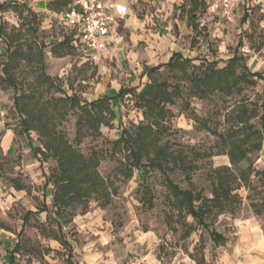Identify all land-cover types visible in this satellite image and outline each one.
<instances>
[{
	"label": "rangeland",
	"instance_id": "obj_1",
	"mask_svg": "<svg viewBox=\"0 0 264 264\" xmlns=\"http://www.w3.org/2000/svg\"><path fill=\"white\" fill-rule=\"evenodd\" d=\"M183 3L173 13L179 27L174 32L193 65L215 62L221 69L237 55L251 73L264 77V0H241L232 23L208 15L205 8L191 20L187 0ZM0 7V109L7 113L15 145L12 157L0 152V264H11L16 243L14 264H138L144 255L157 256L160 264H194L189 255H203L209 264H240L246 252L243 241L234 235L237 228L251 221L264 231V184L257 175L264 169L263 81L238 83L229 96L215 92L194 97L188 81L191 68L183 72L163 67L155 75L156 81L181 93L166 105L171 115L162 124L158 145L184 159L188 171L171 163L169 178L203 198H211L218 176L230 187L223 211L214 209L205 219L210 230L227 239L215 248L208 231L172 208L162 173L129 167L126 151L113 146L123 130L133 135L135 126L145 124L132 97L122 96L113 104L115 119L98 135L85 126L81 131L80 108L55 106L63 94L75 95L82 104L112 95L111 89L127 91L140 75H133L118 55L88 60L59 45L62 26L52 19L49 28L28 0H0ZM65 52L69 55L61 57ZM234 72L244 71L236 65ZM17 96L34 110L27 131L21 121L25 116L19 119L13 109ZM38 122L51 126L85 159L97 158L108 202L85 197L56 213L50 177L57 173V164L39 144L43 138L32 126ZM232 144L237 147L232 149ZM33 147H39L36 156ZM120 163L122 172L117 168ZM16 185L23 191H15ZM148 197L152 206L146 202ZM43 207L48 211L39 212Z\"/></svg>",
	"mask_w": 264,
	"mask_h": 264
},
{
	"label": "trees",
	"instance_id": "obj_2",
	"mask_svg": "<svg viewBox=\"0 0 264 264\" xmlns=\"http://www.w3.org/2000/svg\"><path fill=\"white\" fill-rule=\"evenodd\" d=\"M68 5L69 1L63 2L64 7L67 8ZM197 6V0H193V11L196 10ZM193 61L191 59H185L179 54H173L168 63L152 68H145L144 72L149 83L146 85L145 90L137 95L133 94L132 90L126 91L120 89L113 98L105 96L98 100L82 102L81 104L75 95L68 96L63 94V97L55 102V106L59 105L62 108L64 106L67 108H80L83 114V117L78 121L81 131L82 127L85 126L87 130L90 129L98 135L100 134L101 127H109L115 119L113 102L122 96L130 95L134 99V106L141 111L145 124L135 126L133 135L127 130H123L120 138L113 146L119 150L126 151L129 167L137 170L156 169L161 172L164 176L165 187L172 208L179 216L191 218L199 228L208 231L213 247L216 248L225 244L227 239L216 231L210 230L205 219L214 209H218L220 212L223 211L224 205L226 202H229L231 197L230 187L226 179L218 176L217 182L212 190L211 198H203L191 190L182 189L169 178L168 171L171 170L169 167L171 163L174 165L179 164L178 166L183 172L188 171L184 159L178 156L174 157L168 152L166 147L158 145L159 131H162L163 128L162 124L171 115L166 105H172L175 94L179 95L181 93L176 88L170 90V86L166 83L156 81L155 75L163 67L180 69L183 72L191 68L192 73L188 76V81L191 86L190 92L194 97H204L215 92L229 96L232 88L238 83L253 84L252 80L257 78L263 81L264 84V77L257 72L251 73L247 69L244 59L237 55L228 59L226 66L221 69L216 68L215 62L207 63L204 66L203 64L196 66L193 65ZM236 65H239L243 69V74L235 75L234 67ZM20 98V96H17L14 99L13 109L19 119L25 116L26 119H22L21 121L27 131L29 130L28 119L34 110L30 107L29 103L22 102ZM241 115L245 114L242 112ZM241 115H237V119L242 122ZM32 126L39 133L40 138H43L39 141V144L43 146L44 151L49 152L56 159L57 173L50 177L54 187L52 206L55 208L56 213H60L65 207L83 201L85 197L95 196L103 198L108 202V188L105 180L97 170L99 163L97 158L91 157L85 159L82 154L70 146L61 134L55 132L51 126L43 122H38L37 127L36 125L34 127V124ZM261 126V138L264 143V115L261 117ZM231 147L234 149L237 146L232 144ZM33 149L34 155L36 156L40 151L39 147H33ZM228 157L230 163L235 165L234 155L229 153ZM142 160H145V163H142ZM121 166L122 163L117 167L119 172H122L120 171ZM257 175L264 184V169L258 172ZM186 178L189 179L188 177ZM16 188L17 190H21L20 186H16ZM146 202L150 206L153 205L151 197H148ZM42 210L43 212H47L46 208ZM253 211L256 215H260L259 211L255 208H253ZM57 225L59 226L60 224L57 223ZM189 235L190 233H187L186 236L188 237ZM60 241L66 245L64 239H60ZM189 257L196 264H207L203 255L199 258L193 255H189Z\"/></svg>",
	"mask_w": 264,
	"mask_h": 264
},
{
	"label": "crops",
	"instance_id": "obj_3",
	"mask_svg": "<svg viewBox=\"0 0 264 264\" xmlns=\"http://www.w3.org/2000/svg\"><path fill=\"white\" fill-rule=\"evenodd\" d=\"M64 1H69L70 5L72 0H28L29 5H31L32 7V11L38 14V16L43 20V23L49 25V28L51 27L50 23L52 19H57L58 24L62 26V35L57 40L59 45L77 52L85 59H92L84 53L80 52L76 48V46L71 43L70 37L68 35V30L59 20L61 14L69 7V5L67 6V8L63 6ZM120 1L129 2L127 14L124 19L118 21L117 25L115 26L113 35L107 40L106 48L101 53H99L94 58V60L101 55L109 57L118 55L120 58L122 57L124 60H126L133 75H140V78H136V80L133 82V85L129 87V90H132L133 94L137 95L145 90L146 85L149 83V80L144 72L145 68L164 65L168 63L173 54H179L185 59H191L189 55H185L186 51L183 48L184 45L181 43L180 36L178 34H175L174 32V30L176 28L179 29V27L177 23L178 20L174 19L173 13L175 12V8L181 7L184 3L183 0ZM54 3L56 4L53 5ZM197 3L198 6L196 10L193 11V0H187V12L190 14L191 20H194L195 14L199 9L205 8L206 11L205 0H197ZM177 16H179V13L177 14ZM123 33L126 34L127 41H125ZM188 53L190 55L192 54L191 51H189ZM67 55L69 54L65 52L63 53V55H61V57H65ZM194 62L195 61H193L192 63ZM138 82H141L142 84L141 87L137 89L133 86L138 84ZM111 90H113L112 95L108 93L103 96L97 97L93 101L105 96L113 98L117 95L120 89ZM118 100L114 101L113 104ZM13 137V134L10 133L1 135L0 152L2 156L12 157L15 154ZM16 186H13V189L15 191H23L22 187L21 190H17ZM42 209L39 212H43ZM24 217L23 222L26 221V218L24 219ZM234 226L236 227L235 224ZM234 235L239 236V242L243 241V244H241V248L244 252H246V254H244V260L241 261L240 264H264V231L262 230V228L255 226L251 221H244L240 225V227L237 228V232ZM17 251L18 246L16 243L12 250L13 254L10 261L12 264H14L13 255ZM190 260L194 264H196L195 261H193L192 259ZM205 262L209 264L206 260ZM69 263L72 264L68 261L67 264ZM138 264H160V262L157 256H155V258H145L144 255L142 260L138 262Z\"/></svg>",
	"mask_w": 264,
	"mask_h": 264
},
{
	"label": "built area",
	"instance_id": "obj_4",
	"mask_svg": "<svg viewBox=\"0 0 264 264\" xmlns=\"http://www.w3.org/2000/svg\"><path fill=\"white\" fill-rule=\"evenodd\" d=\"M206 11L227 23L234 22L241 0H205ZM129 2L120 0H72L59 20L68 30L72 44L94 59L107 46L118 21L127 14ZM12 134L5 110L0 109V137Z\"/></svg>",
	"mask_w": 264,
	"mask_h": 264
}]
</instances>
